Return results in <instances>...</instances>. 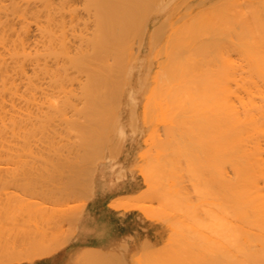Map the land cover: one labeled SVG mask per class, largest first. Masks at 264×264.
I'll use <instances>...</instances> for the list:
<instances>
[{"label":"bare ground","instance_id":"obj_1","mask_svg":"<svg viewBox=\"0 0 264 264\" xmlns=\"http://www.w3.org/2000/svg\"><path fill=\"white\" fill-rule=\"evenodd\" d=\"M101 177L147 231L72 264H264V0H0V264Z\"/></svg>","mask_w":264,"mask_h":264},{"label":"crops","instance_id":"obj_2","mask_svg":"<svg viewBox=\"0 0 264 264\" xmlns=\"http://www.w3.org/2000/svg\"><path fill=\"white\" fill-rule=\"evenodd\" d=\"M99 179L96 182V190L76 222L75 234L65 245L49 253L39 252L38 249L39 253L33 258L11 264H72L70 258L73 259L88 246L109 247L131 236L142 238L147 231V223L130 211L115 210L110 203L126 193L122 188L127 184V180H119L112 184L109 179L102 177Z\"/></svg>","mask_w":264,"mask_h":264},{"label":"rangeland","instance_id":"obj_3","mask_svg":"<svg viewBox=\"0 0 264 264\" xmlns=\"http://www.w3.org/2000/svg\"><path fill=\"white\" fill-rule=\"evenodd\" d=\"M11 184H14V183H11ZM11 184H10V185H11ZM3 185H4V186H7L8 184H6V185L3 184ZM4 186H2V187H4ZM15 186H16V185H15ZM17 186H18V185H17ZM17 186L15 187L16 189H17ZM19 186H20V185H19ZM32 186H33V188H32L33 190H34V189H38L37 187H39L38 184H37V187H35V188H34L35 185H32ZM13 187H14V186H11V187H9L8 189L10 190V188H12L10 191L14 192V188H13ZM20 187L22 188L23 186H20ZM29 187H30V186H29ZM29 187L26 186V188H29ZM0 188H1V187H0ZM4 188H5V187H4ZM4 188H3V189H4ZM18 188H19V187H18ZM21 188H20V189H21ZM24 188H25V186H24ZM5 189L8 190L7 188H5ZM5 189H4V190H5ZM16 189H15V190H16ZM1 190H2V189H1ZM1 190H0V191H1ZM17 190H19V189H17ZM0 193H1V192H0ZM1 194H2V193H1ZM1 194H0V196H1ZM29 194H30V193H29ZM29 194H27V195H29ZM12 195H13V194H12ZM14 195H15V194H14ZM24 195H25V194H23L22 197H24V199H26L25 197H26L27 195H26V196H24ZM2 196H4V194H3ZM30 196H31V194L29 195V197H30ZM29 197L27 196V202H28ZM32 197H33V198H34V197L36 198V196H34V194H33V195L30 197V200L32 199ZM21 199H23V198H21ZM24 199H23V200H24ZM1 200L3 201L2 198H0V201H1ZM15 201H16V200H15ZM24 201H26V200H24ZM32 201H33V199H32ZM2 203H5V202H2ZM14 203H15V202H12V203H10V204L13 205ZM18 203H19V200H18ZM0 204H1V203H0ZM7 204H9L8 201H7ZM10 204H9V205H10ZM71 205H73V203H72ZM17 219H18V218H17ZM17 219H16V220H17ZM60 221H61V220H60ZM38 238H39V237H38ZM41 238H42V237H41ZM41 238H40V239H41ZM40 239H39V240H40Z\"/></svg>","mask_w":264,"mask_h":264}]
</instances>
